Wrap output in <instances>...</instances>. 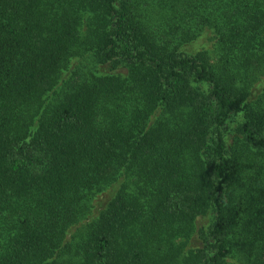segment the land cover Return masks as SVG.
Masks as SVG:
<instances>
[{"label": "trees", "instance_id": "16d2710c", "mask_svg": "<svg viewBox=\"0 0 264 264\" xmlns=\"http://www.w3.org/2000/svg\"><path fill=\"white\" fill-rule=\"evenodd\" d=\"M0 264H264V0H0Z\"/></svg>", "mask_w": 264, "mask_h": 264}, {"label": "rangeland", "instance_id": "374dc122", "mask_svg": "<svg viewBox=\"0 0 264 264\" xmlns=\"http://www.w3.org/2000/svg\"><path fill=\"white\" fill-rule=\"evenodd\" d=\"M232 129L234 130V127L230 123L228 131H227V135H226V139H227L228 142H230V140L234 137V132H233Z\"/></svg>", "mask_w": 264, "mask_h": 264}]
</instances>
